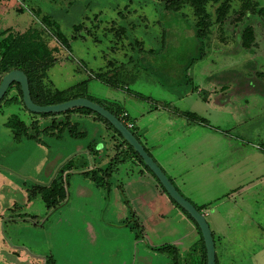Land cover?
Listing matches in <instances>:
<instances>
[{
    "label": "rangeland",
    "instance_id": "obj_1",
    "mask_svg": "<svg viewBox=\"0 0 264 264\" xmlns=\"http://www.w3.org/2000/svg\"><path fill=\"white\" fill-rule=\"evenodd\" d=\"M240 5L231 0L227 16L201 45L190 6L172 11L163 0H0V38L9 30L51 48L54 62L43 79L48 92L86 96L129 114L142 144L205 214L216 264H264V16ZM48 19L60 25L67 44ZM250 25L253 40L245 31ZM14 96L16 88L8 97ZM17 119L31 128L39 120L31 132L39 130L42 139L17 138ZM50 120L25 108L20 97L0 104V264H136L147 251L151 264H175L168 244L179 250L177 264H186L185 250L188 264H199L191 243L195 222L142 162L119 163L109 171L108 186L82 172L110 160L113 141L101 121L73 114L87 130L74 138L45 134ZM94 141L99 156L88 151ZM70 158L89 164L75 165L67 176L61 170ZM55 177L66 197L48 208L31 193ZM143 192L151 194L153 209L143 204Z\"/></svg>",
    "mask_w": 264,
    "mask_h": 264
},
{
    "label": "trees",
    "instance_id": "obj_2",
    "mask_svg": "<svg viewBox=\"0 0 264 264\" xmlns=\"http://www.w3.org/2000/svg\"><path fill=\"white\" fill-rule=\"evenodd\" d=\"M164 4L167 9L172 11H180L185 6H190L193 9L194 15L196 16L195 21V31L196 36L201 41V45H205V40L207 37L213 32L215 25L220 23L224 20L227 16L228 12L231 9V0H163ZM241 5L240 8L244 12L246 11H253L260 16H264V5H261L259 0H240ZM215 6L214 11L210 10L209 7ZM247 12V13H248ZM215 17V18H214ZM51 25L52 33L63 43L67 44V38L62 33L60 29V25L56 21H52L48 19ZM31 30V29H30ZM253 26H249L246 28V32H248L249 36L248 39L253 40ZM30 32V31H27ZM1 38H0V51L2 54V59L0 61V73L2 76L0 77V83L2 77L12 69H22L26 72L29 77L30 89L32 98L36 103L46 105V104H54L60 103L72 98L81 97L80 95L71 96L69 93L65 94L64 91H57L55 93L48 92L45 89L43 79L47 74V69L50 65L54 62L50 58L52 55L51 48L49 49L48 46L43 43L42 41L39 43V46L35 45L34 39L31 37V41L27 42V38L15 35L13 32L9 30L1 31ZM19 39L22 43L25 44L23 49H18L12 45V41ZM41 39V38H40ZM15 42V41H14ZM244 45H248V43L244 40ZM41 45V46H40ZM36 47V49H35ZM44 60L45 61L39 66L33 64V61L36 60ZM111 64V63H110ZM109 78V77H107ZM16 88L19 91L20 101L23 103L24 107H26L23 101V94L21 90L20 83L13 82L10 87L8 88L6 94L0 101L5 102L7 105H10L14 102H17L18 96L8 97L9 93L12 89ZM86 97V96H83ZM93 100V99H92ZM95 101V100H94ZM100 103V102H99ZM102 104V103H100ZM107 107L111 112H113L117 117H119L127 126L129 122H132L133 126H128L131 130L135 127L134 121L129 118V114L126 111L120 110L119 108L111 109L106 104H102ZM28 109V108H27ZM29 110V109H28ZM73 114H80L92 117L94 120L101 121L106 130L109 132L110 137L113 141L111 147V154L110 160L106 166H100L96 163L93 164V168L84 169L82 172L89 177H91L96 183L102 185H110L109 175L112 171L118 169L119 163L126 159H131L132 161H140L144 164V166L152 173L154 172L149 168V166L144 162L141 155L133 148V146L123 137L121 132L116 129V127L105 117L97 113L96 111L89 109L87 107H74L72 109L66 110L60 113H39L42 117H49L51 118L49 124L44 128L43 132L48 135H56L57 137H62L65 132L74 138H83L87 135L86 129H81L80 124L77 121L72 120ZM189 115V113H188ZM39 120L35 119L33 121V129H35L36 124ZM17 128L16 137L19 138L21 134L27 135L28 137H36L37 140L42 139L39 137L40 131L37 130L36 132H31V127L25 126L22 120L17 119ZM133 131V130H132ZM134 132V131H133ZM134 134L138 137V135L134 132ZM139 138V137H138ZM96 141L91 142L88 145V151L90 153H94L99 156V152L101 149H97ZM146 148V147H145ZM147 149V148H146ZM148 150V149H147ZM109 157V154H107ZM77 166L76 160L70 158L67 162H65V166L63 167V173L68 172L67 176L70 171L73 170L74 166ZM82 167L84 164H80ZM85 165L88 164L85 162ZM110 171V173H109ZM155 175V174H154ZM156 176V175H155ZM157 177V176H156ZM158 179V177H157ZM159 183L161 184L160 180L158 179ZM163 187L164 191L165 188ZM167 192V191H166ZM40 194L41 198L45 202L48 208H52L58 204H60L66 197V190L64 185L59 181L58 177H55L51 180L48 184H35L32 189L31 196L35 197ZM169 195V194H168ZM169 197L171 200L178 205L181 209H183L189 217L195 222L198 231L201 236V240L204 245V260L205 264H207V250L205 246V241L202 235L201 228L199 227L196 220L182 207L180 206L170 195ZM200 210V208H198ZM201 211V210H200ZM202 212V211H201ZM139 225V224H138ZM140 226V225H139ZM167 252H170V255L176 260L175 264H177L179 250L176 246H171L168 244L164 246Z\"/></svg>",
    "mask_w": 264,
    "mask_h": 264
},
{
    "label": "water",
    "instance_id": "obj_3",
    "mask_svg": "<svg viewBox=\"0 0 264 264\" xmlns=\"http://www.w3.org/2000/svg\"><path fill=\"white\" fill-rule=\"evenodd\" d=\"M13 82L20 83L23 94V101L26 107L32 112L60 113L74 107H87L108 119L116 127V129L121 132L123 137L133 146V148L141 155L144 162L158 177L167 193L196 220L199 227L201 228L202 235L205 241L207 250V264H216L215 240L210 223L207 220L205 214L201 212L192 201H190L180 192V190L175 186L167 173L145 148L140 139L119 117H117L104 105L88 97H77L60 103L46 105L36 103L32 98L29 77L22 69H12L2 77L0 83V101Z\"/></svg>",
    "mask_w": 264,
    "mask_h": 264
},
{
    "label": "crops",
    "instance_id": "obj_4",
    "mask_svg": "<svg viewBox=\"0 0 264 264\" xmlns=\"http://www.w3.org/2000/svg\"><path fill=\"white\" fill-rule=\"evenodd\" d=\"M8 27V29H10V28H13L14 29V27L13 26H7ZM16 30H20V29H18V28H15ZM102 150V149H101ZM72 159H74L75 160V158H72ZM77 162V161H76ZM85 163V162H84ZM84 163H82V164H84ZM87 163H88V161H87ZM108 163V162H107ZM77 164H79V161L77 162ZM80 165V164H79ZM81 166V165H80ZM102 166H104V165H102ZM94 167V165L93 166H87V168L86 169H88V168H93ZM130 183V182H129ZM92 189V188H91ZM85 192H88V191H86V189L84 190ZM91 192V190L88 192V193H90ZM92 192H93V190H92ZM136 194V193H135ZM142 195H146V199H144L143 200V204L146 206V207H148V208H152L153 209V205H151L150 203L152 202V204H154V202H153V198H152V196H151V194H148L147 192H143L142 193ZM140 193H137L136 194V196L135 197H140V196H142ZM137 198V199H138ZM117 218V217H116ZM121 220V219H120ZM195 229H196V227H194ZM199 231H197L196 232V235L195 234H193V239H194V242H191V243H193V247H195V248H193V249H195L196 251H197V253H198V255H199V259H198V261H199V264H204V245H203V242H202V240H201V236L199 237ZM142 237H144V239L143 238H141V240L143 239V240H145L146 238H145V236H142ZM138 240L140 241V237H138ZM144 242V241H143ZM189 247V246H188ZM138 251H140V248H137V252ZM187 250H185L184 251V253H186V256H188L189 258L186 260L185 259V263L186 264H188V262H189V259H190V256H189V252H186ZM191 252V251H190ZM139 253V252H138ZM140 254V253H139ZM149 253H148V251H147V253H146V255H143V256H141V257H139V259L138 260H136V264H151V262H150V259H149Z\"/></svg>",
    "mask_w": 264,
    "mask_h": 264
},
{
    "label": "built area",
    "instance_id": "obj_5",
    "mask_svg": "<svg viewBox=\"0 0 264 264\" xmlns=\"http://www.w3.org/2000/svg\"><path fill=\"white\" fill-rule=\"evenodd\" d=\"M128 126H129V127L132 126V123L129 122V123H128Z\"/></svg>",
    "mask_w": 264,
    "mask_h": 264
},
{
    "label": "flooded vegetation",
    "instance_id": "obj_6",
    "mask_svg": "<svg viewBox=\"0 0 264 264\" xmlns=\"http://www.w3.org/2000/svg\"><path fill=\"white\" fill-rule=\"evenodd\" d=\"M21 86V85H20ZM11 92V91H10ZM88 164H89V162H88Z\"/></svg>",
    "mask_w": 264,
    "mask_h": 264
}]
</instances>
